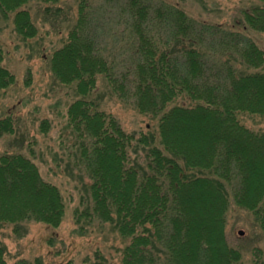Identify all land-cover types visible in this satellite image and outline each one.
Returning a JSON list of instances; mask_svg holds the SVG:
<instances>
[{
	"label": "trees",
	"instance_id": "1",
	"mask_svg": "<svg viewBox=\"0 0 264 264\" xmlns=\"http://www.w3.org/2000/svg\"><path fill=\"white\" fill-rule=\"evenodd\" d=\"M29 1L0 0L22 38L37 33L23 8ZM258 1L243 11L245 25L233 29L190 17L177 3L78 0L68 38L49 60L55 78L74 87L68 152L90 181L88 205L74 216L110 223L128 239L122 264L236 263L239 251L225 235L231 203L249 211L264 236V132L239 120L264 116V51L246 32L264 34V0ZM115 34L130 47L119 60L105 53ZM2 59L0 50V88H7L15 78ZM98 77L111 95L155 117L157 132L127 133L100 110L91 97ZM40 128L46 131L47 121ZM13 133L12 117L0 118V137ZM139 148L141 160L132 157ZM63 201L30 156L0 154V225L57 227ZM4 253L0 244V264ZM80 264L105 260L96 255Z\"/></svg>",
	"mask_w": 264,
	"mask_h": 264
},
{
	"label": "rangeland",
	"instance_id": "2",
	"mask_svg": "<svg viewBox=\"0 0 264 264\" xmlns=\"http://www.w3.org/2000/svg\"><path fill=\"white\" fill-rule=\"evenodd\" d=\"M177 3L188 16L233 29L245 25L243 11L261 6L258 0H154ZM78 0H61L45 4L30 0L23 8L29 10L37 33L22 38L14 27L13 13L0 12V50L2 66L14 75L15 83L0 88V118L11 116L14 133L0 137V154L22 152L36 163L41 177L58 187L65 211L61 223L50 227L29 222L19 226L0 225V244L4 247L6 264H64L72 260L80 264L103 256L105 264H122V251L128 239L122 237L110 223L77 222L75 211L88 204L90 181L73 164L69 149L73 136L66 119V109L74 95L72 85L60 83L53 75L49 60L52 52L68 38L75 23ZM50 6V12L45 7ZM57 9H60L57 11ZM264 51V34L246 31ZM115 34L109 37L105 50L110 59L119 60L130 49L128 40ZM124 54H127L125 52ZM99 109L112 115L127 133L157 132V119L140 113L130 100L111 95L102 77L91 96ZM188 104V103H187ZM239 120L248 129L264 132V116L241 114ZM47 121L48 128L40 125ZM31 150L33 153L31 154ZM139 148L132 152L135 159L143 158ZM242 231V234H239ZM226 242L239 251L234 264H264V236L252 214L231 203L225 214Z\"/></svg>",
	"mask_w": 264,
	"mask_h": 264
},
{
	"label": "water",
	"instance_id": "3",
	"mask_svg": "<svg viewBox=\"0 0 264 264\" xmlns=\"http://www.w3.org/2000/svg\"><path fill=\"white\" fill-rule=\"evenodd\" d=\"M243 232L242 231H239V234H242Z\"/></svg>",
	"mask_w": 264,
	"mask_h": 264
}]
</instances>
